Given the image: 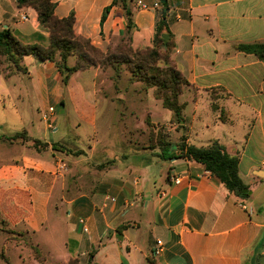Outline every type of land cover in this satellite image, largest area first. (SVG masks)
Here are the masks:
<instances>
[{"label": "crops", "instance_id": "crops-1", "mask_svg": "<svg viewBox=\"0 0 264 264\" xmlns=\"http://www.w3.org/2000/svg\"><path fill=\"white\" fill-rule=\"evenodd\" d=\"M49 1L57 19L72 16L74 35L103 53L128 36L133 50L151 48L164 15L170 58L188 84L179 96L182 122L167 110L170 144L176 147L182 137L196 148L217 142L239 159L247 196L228 193L200 163L172 153L160 157L149 138V128L158 127L146 114V127L131 132L127 145L114 138L120 149H97L95 141L85 152L64 136L30 137L47 149L34 154L22 146L17 157L0 160V220L8 230L39 248L54 242L61 226L65 261L78 264H264V199L251 206V197L258 200L264 192V61L239 49L264 43V0H123L131 15L129 34L115 0ZM3 29L23 45L48 46L37 13L16 0H0ZM22 63L33 90L47 108L60 106L63 117L64 88L80 72L63 85L53 63L34 56ZM94 70L97 78L101 71ZM113 95L111 102L123 103L119 91ZM184 95L188 101H181ZM84 96L95 104V91ZM3 136L1 148L16 145Z\"/></svg>", "mask_w": 264, "mask_h": 264}, {"label": "rangeland", "instance_id": "rangeland-1", "mask_svg": "<svg viewBox=\"0 0 264 264\" xmlns=\"http://www.w3.org/2000/svg\"><path fill=\"white\" fill-rule=\"evenodd\" d=\"M120 44L116 42L110 51L114 52L117 46L127 47L126 43ZM124 57H128L129 61L126 63L112 61L105 66L97 65L96 68L101 71L97 78L94 77L95 68L91 67L78 73L76 78L71 80L63 91L65 99L63 117H58L60 106L54 107V124L57 125L58 131L51 132L42 120V115L47 110V103L41 99L37 91L33 90L27 71L23 70L24 64L0 56V137L4 135L3 140L9 144H16L13 148L0 147V160L17 157L22 152V146L26 151L34 154L45 151V147L41 145L43 142H39L40 144L34 147L33 142L36 139L30 137H44L54 141L64 136L65 141L85 152L95 141H97V149H102L105 144L110 150L116 149L115 147L120 149L118 139L114 138L125 139L124 143L127 145L128 141H132L131 132L143 131L146 127L144 122L146 114H150L151 121L158 127L156 132L149 128V138L158 148V155L161 157L169 156L170 153L178 155L179 142L176 147L170 144L171 136L166 124L169 112L153 98V88L148 90L147 94L141 92L149 89L143 81L154 78L157 74L161 75L166 69L164 64L157 62L150 66L152 68H147L136 58ZM73 64L74 57H70L68 66ZM89 91L96 92L94 105L84 96ZM115 91L120 92L123 103L111 102ZM187 99L188 96L184 95L181 101ZM191 108L189 102L185 116H190ZM121 115L123 120L119 122ZM91 120H95L94 126ZM143 136L145 138L142 136L141 138L144 142L147 138L145 131ZM172 136L175 139L176 135ZM259 197L258 200L251 197V206L254 205L256 208L260 205L264 199V192H261ZM56 233L54 242L36 248L30 240L9 231L0 220V264H69L63 256L68 251L61 238L63 234L61 226Z\"/></svg>", "mask_w": 264, "mask_h": 264}, {"label": "trees", "instance_id": "trees-1", "mask_svg": "<svg viewBox=\"0 0 264 264\" xmlns=\"http://www.w3.org/2000/svg\"><path fill=\"white\" fill-rule=\"evenodd\" d=\"M16 2L19 7H29L37 13L40 27L46 29L49 33L48 46L23 45L8 29H3L0 31V56H5L11 61L20 62L23 61L25 56H34L42 62L53 63L62 77L63 85H66L70 77L76 72L86 71L91 67L96 68L97 65L105 66L112 61L128 62V57L124 56L138 59L147 68H152L150 67L152 64L161 62L166 68L165 71H162L161 75L157 74L154 78L151 77L144 80L143 83L149 89H154V98L160 102L165 110L173 114L176 122L178 124L182 122L184 106L180 104L179 96L183 88L188 86V84L176 70L170 58L173 46L164 15L155 27L151 48L133 50L130 45V37L128 36L126 39L120 41V45L126 43L127 47L117 46L114 52L108 49L103 53L93 47L89 41L74 35L72 16L61 20L57 19L53 14L54 7L49 0H16ZM119 4L125 12L127 32L129 34L132 29L130 11L125 1L115 0L113 2L114 6ZM239 49L243 52L254 54L264 61V43L241 45ZM70 57H74L75 59L72 66H68V59ZM23 70L27 71L26 68ZM212 109L217 111L218 106L212 105ZM220 119L223 120V112H220ZM147 124L149 125V122ZM21 135L25 136L24 134ZM7 140L12 141V139ZM39 142L42 141H34V147L40 144ZM41 145L45 147V150L48 147L46 143H41ZM51 148L53 150H60L59 146L55 144H52ZM178 148L179 154L175 156L176 158L200 163L203 165L205 171L220 181L228 193L238 198H245L247 196V193H243L247 188L238 175L239 159L229 156L217 142H212L207 148H196L186 145L185 138L182 137ZM36 252H38L37 249ZM68 263L78 264V261L71 259Z\"/></svg>", "mask_w": 264, "mask_h": 264}, {"label": "built area", "instance_id": "built-area-1", "mask_svg": "<svg viewBox=\"0 0 264 264\" xmlns=\"http://www.w3.org/2000/svg\"><path fill=\"white\" fill-rule=\"evenodd\" d=\"M140 6L142 8H146L142 4ZM155 6H157V5H155ZM22 20H24V18ZM54 117H55V109H54V107L47 108V110L45 111V113L42 115V120L46 124V128L48 130H50V131H52L54 129ZM174 182L175 183H178L179 182V179H175ZM158 245H160V243H158ZM155 253H157V251H155Z\"/></svg>", "mask_w": 264, "mask_h": 264}, {"label": "water", "instance_id": "water-1", "mask_svg": "<svg viewBox=\"0 0 264 264\" xmlns=\"http://www.w3.org/2000/svg\"><path fill=\"white\" fill-rule=\"evenodd\" d=\"M246 192H247L246 190L243 191V193H246Z\"/></svg>", "mask_w": 264, "mask_h": 264}]
</instances>
